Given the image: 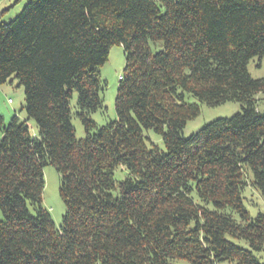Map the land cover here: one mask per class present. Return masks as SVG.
<instances>
[{"label":"trees","instance_id":"obj_1","mask_svg":"<svg viewBox=\"0 0 264 264\" xmlns=\"http://www.w3.org/2000/svg\"><path fill=\"white\" fill-rule=\"evenodd\" d=\"M114 45L116 119L97 127ZM263 57L264 0H28L0 22V85L18 81L37 128L0 116V264H264V214L242 201L247 186L264 200V77L247 68ZM229 102L241 111L183 135L202 104ZM48 165L59 228L42 206Z\"/></svg>","mask_w":264,"mask_h":264},{"label":"rangeland","instance_id":"obj_2","mask_svg":"<svg viewBox=\"0 0 264 264\" xmlns=\"http://www.w3.org/2000/svg\"><path fill=\"white\" fill-rule=\"evenodd\" d=\"M28 0H0V22L7 23L12 20L26 4ZM125 65L124 50L119 45H114L109 50L107 61L99 68L100 79L105 84L103 90L102 99L105 107L104 112H96L92 114V118L97 127L104 126L112 120L116 119L115 113V97L118 86V81L122 75V71ZM248 73L254 79L264 77V57L259 60L253 58L248 63ZM257 109L260 112L264 111V93L258 96ZM187 102L195 103L193 97H187ZM24 92L22 86H19L16 79H11V83L7 82L0 85V116H2L5 124H8L13 116H17L21 121H26L29 127V132L33 137L37 136V128L34 120L28 119L26 111L24 110ZM240 106L238 103H225L219 106L209 107L207 105H201L200 114L189 120L185 128L183 129V135L189 136L199 131L204 125L210 123L213 120L220 118H228L235 113L240 112ZM72 120V124L75 128V137L77 140L82 139L85 135L84 128L76 117ZM145 136L148 138L145 143L150 145L151 143L163 148L162 140L159 135L149 130L145 132ZM45 186L42 194V206L48 210L53 223L57 228L60 227L62 222V216L65 212V206L59 195V175L56 173L55 168L52 165L45 166L43 168ZM124 172L117 170L115 172V179L121 180L124 177ZM243 204L251 217H255L258 214H264V200L261 195L255 191V189L247 186L242 192ZM2 215L0 212V220ZM232 242L238 246L247 249L248 245L244 241L234 240L229 238ZM260 262H264V247L261 252L255 253ZM171 264H187L183 260H175ZM220 264H227L226 262Z\"/></svg>","mask_w":264,"mask_h":264}]
</instances>
